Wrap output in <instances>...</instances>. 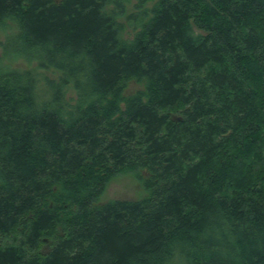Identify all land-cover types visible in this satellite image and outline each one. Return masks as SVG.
<instances>
[{
    "label": "trees",
    "instance_id": "1",
    "mask_svg": "<svg viewBox=\"0 0 264 264\" xmlns=\"http://www.w3.org/2000/svg\"><path fill=\"white\" fill-rule=\"evenodd\" d=\"M133 1L0 0V264H264V0Z\"/></svg>",
    "mask_w": 264,
    "mask_h": 264
},
{
    "label": "rangeland",
    "instance_id": "2",
    "mask_svg": "<svg viewBox=\"0 0 264 264\" xmlns=\"http://www.w3.org/2000/svg\"><path fill=\"white\" fill-rule=\"evenodd\" d=\"M136 1L134 0L132 4L128 7V11L134 10V5ZM124 19H122L123 21ZM14 30V25L7 22L3 28H0V59H3V50L1 47L2 42L5 40L6 35ZM7 66L17 69H34L36 67L35 62H28L24 59L10 60L5 63ZM42 74L49 76L51 78L57 77V73L48 70L42 71ZM143 84L136 81H130L126 87V94H133L139 90H143ZM74 93L70 92L69 98L73 97ZM146 196V192L135 176L124 175L114 178L107 186L105 193L101 198L102 203H106L112 200H139Z\"/></svg>",
    "mask_w": 264,
    "mask_h": 264
}]
</instances>
